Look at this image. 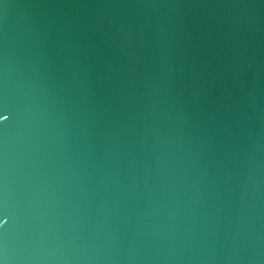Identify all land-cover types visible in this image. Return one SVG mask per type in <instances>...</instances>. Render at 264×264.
Instances as JSON below:
<instances>
[{
    "label": "water",
    "instance_id": "obj_1",
    "mask_svg": "<svg viewBox=\"0 0 264 264\" xmlns=\"http://www.w3.org/2000/svg\"><path fill=\"white\" fill-rule=\"evenodd\" d=\"M0 264H264V0H0Z\"/></svg>",
    "mask_w": 264,
    "mask_h": 264
}]
</instances>
